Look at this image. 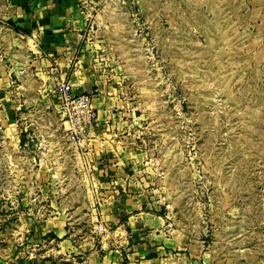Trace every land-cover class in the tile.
Listing matches in <instances>:
<instances>
[{
  "label": "rangeland",
  "instance_id": "rangeland-1",
  "mask_svg": "<svg viewBox=\"0 0 264 264\" xmlns=\"http://www.w3.org/2000/svg\"><path fill=\"white\" fill-rule=\"evenodd\" d=\"M50 3L66 66L14 0L0 12V264H264V0ZM77 70L111 91L102 138L134 163L68 139L57 82ZM107 168L140 191L106 192Z\"/></svg>",
  "mask_w": 264,
  "mask_h": 264
},
{
  "label": "crops",
  "instance_id": "crops-1",
  "mask_svg": "<svg viewBox=\"0 0 264 264\" xmlns=\"http://www.w3.org/2000/svg\"><path fill=\"white\" fill-rule=\"evenodd\" d=\"M15 4H17L19 7H17V11L13 12H7L4 14L5 17H13L14 19L19 20L20 23L23 22V28L26 30H30L32 33V36L34 39L30 38V41L35 42V45L33 44V53L36 51L39 52L36 47L38 46L43 47L45 49L46 58H45V65L48 67L52 66L54 62L58 63L59 65L63 63L64 66L67 65V58L69 59V55L64 56L65 54L69 53L67 50L73 49L71 46H69V32L67 31L69 27V12H65L63 9V5L59 4L56 7H54L50 0H37L39 7L36 9L34 15L28 19L27 15H24L23 19V10L22 7L26 6V2L24 0H14ZM4 8L3 0H0V12H2V9ZM64 66H61V69L64 70ZM60 67V66H59ZM51 71H54V69H50ZM49 70V71H50ZM80 70L75 71L72 74V79L69 82L75 93H82V92H90L91 88L98 85V82H93L92 80H89L87 77L78 76ZM64 72L60 75L61 79L64 78ZM56 78V77H55ZM61 82V81H59ZM57 82V83H59ZM102 83V82H100ZM99 88L97 90H100V94L98 95V98H95L93 95V102L94 106L97 108L99 113V121L95 127L94 132L90 133L87 139L84 143H82L81 147L84 148L86 152L84 154L91 157L92 155H95V157H102V155H105V153L108 155L107 161H116L119 160L121 162L126 161L127 164L134 163L132 155L127 154L126 151H120V143L121 141H116L118 143L111 144L109 140H106L102 137L105 135H108L106 130L110 129L111 127H114V125L110 126L109 122L106 120L103 121L102 118L107 114L110 113L109 116H113L112 109L110 105L108 104V101H110V97L107 96V94H110V90H108L107 86L105 84H99ZM107 116V117H109ZM105 117V118H107ZM107 128V129H106ZM113 135V134H110ZM115 135V134H114ZM93 136V137H92ZM124 148L125 146H121ZM126 148V147H125ZM106 151V152H105ZM102 152V154H100ZM113 158V159H111ZM106 160V158H105ZM104 160V161H105ZM106 162V161H105ZM118 164V163H116ZM111 167V166H110ZM134 169V167L132 168ZM106 175L105 178L108 180L109 177H113V179H110V181H107L106 186L109 187V190L106 192H117V191H133L137 192L140 190H137L135 187H137V184L135 182H129L127 180H124L123 178L119 179V176H117L116 179H114V176L118 175V171L116 170L114 173L113 168L106 169ZM109 175V177H108ZM124 176V175H123ZM120 180V181H118ZM112 184L114 185L112 187ZM136 196H133L131 201L126 202L127 205V215L129 216V222L130 219L133 217L132 212L134 210H137L139 205L138 202L135 201ZM139 216L137 215L135 219H139ZM142 218H145V216H141ZM157 221V220H156ZM127 222V221H125ZM160 223V222H158ZM124 224V223H122ZM132 227L131 224L129 226Z\"/></svg>",
  "mask_w": 264,
  "mask_h": 264
},
{
  "label": "built area",
  "instance_id": "built-area-1",
  "mask_svg": "<svg viewBox=\"0 0 264 264\" xmlns=\"http://www.w3.org/2000/svg\"><path fill=\"white\" fill-rule=\"evenodd\" d=\"M57 94L61 99L68 139L75 145H82L99 121L93 95L90 92L75 93L72 85L64 81L58 83Z\"/></svg>",
  "mask_w": 264,
  "mask_h": 264
},
{
  "label": "trees",
  "instance_id": "trees-1",
  "mask_svg": "<svg viewBox=\"0 0 264 264\" xmlns=\"http://www.w3.org/2000/svg\"><path fill=\"white\" fill-rule=\"evenodd\" d=\"M11 27L14 28L16 31H20V28H18V26L11 24ZM53 237H56V235L54 233L51 234ZM154 256L151 255L148 258H153Z\"/></svg>",
  "mask_w": 264,
  "mask_h": 264
}]
</instances>
